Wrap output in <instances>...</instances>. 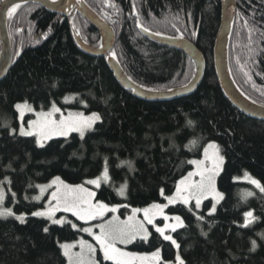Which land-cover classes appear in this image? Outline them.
I'll list each match as a JSON object with an SVG mask.
<instances>
[{"label":"trees","instance_id":"obj_1","mask_svg":"<svg viewBox=\"0 0 264 264\" xmlns=\"http://www.w3.org/2000/svg\"><path fill=\"white\" fill-rule=\"evenodd\" d=\"M85 1L112 26L116 35L113 52L136 84L169 91L188 85L196 72L183 52L145 38L136 25L137 15L150 32L193 43L205 58L204 79L188 97L143 101L118 83L106 58L79 48L72 27L91 46L99 47L101 40L99 32L80 15L75 21L39 5L19 8L8 28L13 52H19L20 58L0 83V182L5 177L11 180L10 186H0L10 187L15 197L11 195L8 204L28 216L24 224L14 217L0 219V264H67L60 245L77 240L80 233L71 224L51 225L49 233L43 232L50 222L31 216L41 207L33 200L40 191L37 185L60 176L66 183L88 186L84 181L100 176L107 159L110 180L102 183L96 198L112 206L129 205L119 209L120 217L126 218L133 207L165 202L159 190L172 195L179 180L193 168L188 161L202 158L210 142L219 145L225 159L218 178L224 198L215 213L208 215L214 204L210 199L200 209L195 204L169 206L167 212L184 221L185 227L173 233L180 249L155 231L147 242L138 240L129 248L140 253L159 248L168 262H174L179 251L186 264H264V193L244 179L247 172L264 185V122L244 116L219 85L214 47L222 19L221 0H110L115 8L109 0ZM262 33L264 0H237L230 69L240 90L260 105H264ZM41 35L43 40L36 42ZM71 96L74 101L65 103ZM24 102L37 110H47L55 102L64 108L96 112L101 121L84 140L75 133L67 140H50L41 149L34 137L10 135V126L18 124L15 105ZM121 161H131L132 170L121 166ZM125 183L127 199L118 195ZM249 192L252 195L247 196ZM248 211L256 219L240 227ZM193 212L204 219L197 220ZM253 240L258 247L250 251Z\"/></svg>","mask_w":264,"mask_h":264},{"label":"snow or ice","instance_id":"obj_2","mask_svg":"<svg viewBox=\"0 0 264 264\" xmlns=\"http://www.w3.org/2000/svg\"><path fill=\"white\" fill-rule=\"evenodd\" d=\"M52 4L58 3V0H50ZM82 0H77V3H81ZM4 0H0V4H3ZM109 6L115 8L114 4L110 3ZM21 7L20 4H12L11 6L5 5L6 13L9 19H11L17 10ZM133 14H136L135 4L133 5ZM239 15V14H238ZM137 27L142 28L144 33H149V28L142 25L140 17L136 16ZM245 26H248V21L245 20ZM179 31V29H177ZM51 31V29H49ZM251 31V29H250ZM79 35V33H77ZM152 35H160L159 32H152ZM194 34V33H193ZM264 35V33H262ZM46 38V37H45ZM182 38V37H181ZM13 55H19V52H14ZM111 58L116 60V54L113 52ZM246 77L251 80V77L247 72L244 73ZM187 87V85H185ZM149 91H152L149 89ZM171 91V89H169ZM247 98V97H246ZM69 98H65V102ZM255 103V101H253ZM264 107V105H262ZM16 111L19 113V118L23 121L25 112H32L33 108L27 103H17L15 105ZM59 117L57 118V114ZM101 121V116L96 112L91 115H85L83 112H69L66 116L61 112V109L56 106L55 102L51 103L50 110L40 111L36 113V119L28 122L27 128L21 123L18 135L21 137H34L35 145L38 148H45L49 140L54 137H63L65 140L72 134L77 133L81 140H84L87 133L95 130L97 122ZM188 125H192V121H188ZM17 131L12 129L10 135H16ZM193 145L196 141L191 142ZM188 163L195 165V171L189 172L187 176L179 180L175 187V192L172 195H165L164 189L159 190L160 197L167 203H151L144 208L133 207L131 214L126 220L121 221L118 216H113L110 220L104 221V217L108 213H116L119 207L127 208L129 205L122 204L119 206H109V204L102 201L93 202L96 193L88 190L83 184L72 185L66 183L60 176H56L46 185H37L41 195L33 197L34 200L39 201L43 194L48 189H53L51 192V199L48 200L47 205L43 210L33 211L31 216L37 218H43L50 223L43 228L44 233H49L51 225L63 226L66 223L63 219H57L56 214L58 212L70 213L77 220L82 221L84 224H89L91 221L100 220L103 221L95 225L99 228V232H94L93 227H83V232L87 233L99 246V251L103 254V260L109 262V264H186L185 260L177 251L174 262L165 261L162 258L161 250L157 248L150 253H137L124 251L118 245H127L137 238L141 241L147 242L152 233L149 231L148 226H151L155 233L159 234L164 241H170L171 245L177 250L180 249V244L173 238L171 232H176L178 228L185 227L184 221L181 216H169L165 213V209L170 205H176L177 203L184 206L190 205L192 201L195 202V209H200L204 200L211 197L217 203L223 199V195L217 191L216 179L223 171L224 157L221 155V149L216 143H208L203 150V159L190 160ZM127 165L132 170L131 161H121V166ZM199 177L198 180L193 179ZM244 179L253 185L260 193H264V185L255 178H253L247 172L244 173ZM109 181V168L107 159L104 161L103 171L100 176L95 179H88L84 181V184L93 185L96 188L101 186L102 182ZM9 186L11 180L5 177L4 182ZM15 197V193H12ZM118 195L124 199L128 198L127 184H123L118 190ZM252 195L251 192L246 194ZM6 198L4 188L0 186V218L7 219L14 217L20 224L26 222V217L16 215L11 208L3 207ZM192 212V208L188 209ZM216 211V205L213 204L208 212L211 216ZM142 213L143 219H137V216ZM193 215H196L193 212ZM162 218L164 221L163 226H159L156 223L157 218ZM244 224L240 227H248L256 218L253 216L252 211H248L244 214ZM197 220H203V216L196 215ZM169 220H174L175 223H168ZM73 228H76V224H72ZM261 238L264 239V234H261ZM250 251H255L258 247L257 242L253 240L251 242ZM79 246V252H73L72 249ZM63 256L67 260V264H100L96 259L97 248L93 244L84 239H80L77 243L68 244L64 243L60 245Z\"/></svg>","mask_w":264,"mask_h":264},{"label":"water","instance_id":"obj_3","mask_svg":"<svg viewBox=\"0 0 264 264\" xmlns=\"http://www.w3.org/2000/svg\"><path fill=\"white\" fill-rule=\"evenodd\" d=\"M20 4L21 7L29 4L39 5L51 14H58L69 18L73 12L80 14L87 20L100 34L101 44L99 48L87 44L82 35L75 31L73 36L79 48L85 53L106 58L107 64L115 76L118 83L127 91L143 101L148 102H167L192 95L204 79L206 71V62L201 51L190 41L184 38H172L162 35H152L144 33L139 28L140 33L153 43L162 47L183 52L195 65L196 72L193 80L187 87H181L171 91H149L144 87L136 84L128 76L118 59L113 60L111 54L116 45L115 32L104 19H102L87 3L82 0H58V3L52 4L50 0H4L0 6V83L8 76L14 62H17L20 55L15 58L13 55L12 40L9 33L8 23L10 19L7 16L5 5ZM222 19L220 29L216 38L214 47V65L218 76V81L228 101L239 110L244 116L257 121L264 122V107L248 98L236 84L229 63V47L232 38L233 29L237 15V0H221ZM20 7V8H21ZM43 40V36L35 38V41ZM247 97V98H246Z\"/></svg>","mask_w":264,"mask_h":264},{"label":"rangeland","instance_id":"obj_4","mask_svg":"<svg viewBox=\"0 0 264 264\" xmlns=\"http://www.w3.org/2000/svg\"><path fill=\"white\" fill-rule=\"evenodd\" d=\"M69 99H68V101L67 102H65V100H64V102L65 103H67V104H71L73 101H74V98L75 97H73V96H71V97H68ZM32 108H33V111L32 112H25V114H24V118H23V121H21L20 120V118H19V113H18V124L17 125H11L10 126V130H12V129H15L16 131H17V134H18V130H19V127H20V125H21V123H23V125L25 126V128H27V124H28V122H30V121H32V120H35L36 119V113H38V112H40V111H48V110H50V108L49 109H47V110H37L36 108H35V106L33 105V104H31V103H28ZM56 104V106L57 107H59L60 109H61V112L66 116L69 112H73V113H76V112H83V111H79V110H73V109H71V108H69L68 106L66 107V108H64L62 105H60V104H57V103H55ZM85 115H91L92 113H85V112H83ZM98 114V113H97ZM59 117V113L57 114V118ZM100 122V121H99ZM99 122H97V124L99 123ZM96 124V125H97ZM95 125V126H96ZM72 134H75V133H72ZM71 134V135H72ZM77 134V133H76ZM70 135V136H71ZM57 138H63V137H54L53 139H57ZM53 139H51V140H53ZM50 141V140H49ZM48 141V142H49ZM47 142V143H48ZM210 143H213V142H210ZM215 143V142H214ZM217 144V143H216ZM218 145V144H217ZM221 155H222V152H221ZM223 156V155H222ZM200 159H203V155H202V158H200ZM200 159H195V160H200ZM224 165H225V159H224V164H223V170H224ZM192 171H195V165H193V168H192V170L190 171V172H192ZM223 172V171H222ZM221 172V173H222ZM187 176V175H186ZM220 176V175H219ZM219 176L217 177V179H216V187H217V191H219L222 195H223V193L219 190V188H218V178H219ZM193 179H195V180H198L199 179V177H194ZM109 180H110V178H109ZM51 182V181H50ZM49 182V183H50ZM109 182V181H108ZM108 182H102V183H108ZM102 183H101V185H102ZM46 184H48V183H46ZM46 184H43V185H46ZM2 187L4 188V191H5V193H6V198H5V201H4V204H3V207H5V208H11L12 210H13V212L16 214V215H21V214H18L16 211H15V209H14V205L13 204H11V205H9L8 204V201H9V197L12 195V191H11V189H10V187L9 186H5V185H2ZM84 187H86L88 190H90V191H94L95 193H96V196H95V198H94V200H93V202H96V201H98L97 200V191H98V189L101 187H99V188H96L95 186H93V185H88V186H86V185H84ZM53 191V189H48L44 194H43V197L39 200V201H37V200H34L35 202H37V203H39V204H41V207L38 209V210H43L44 209V207L47 205V203H48V200H50L51 199V192ZM41 195V193H40V191H39V193L35 196V197H37V196H40ZM223 198H224V195H223ZM212 200L213 201V203L216 205V207L221 203V201L223 200H221V201H219V203H217L215 200H213L211 197H209L208 199H206V200ZM206 200H204L203 202H202V204H201V206L203 205V203L206 201ZM163 203H167L166 201L165 202H163ZM177 204H179V203H177ZM176 204V205H177ZM192 204H195V202L194 201H192L191 203H190V205H192ZM190 205H188V206H190ZM109 206H112V205H109ZM170 206H173V205H170ZM119 209H120V207H119ZM167 209L168 208H166L165 209V213L167 214V215H169L170 217L171 216H173V215H170L168 212H167ZM37 211V210H36ZM25 217H27L28 215L27 214H23ZM118 216L119 218H120V220L121 221H123V220H126L127 219V217L126 218H121L120 217V215H119V210H118V212H116V213H108V214H106L105 215V217H104V221H107V220H110L113 216ZM9 218H12V217H9ZM56 218L57 219H63V220H65L66 221V223H64V225H66V224H76V228H74L75 230H77L79 233H80V235H79V238L77 239V240H75V241H72V242H66V243H68V244H73V243H77L80 239H84V240H86V241H88L89 243H91V244H93V246L94 247H96L97 248V253H96V259L100 262V264H102L101 263V259H100V256L103 258V254H102V252H100L99 251V246L98 245H96V243H95V241L92 239V237H90L87 233H85V232H83L82 230H79V229H82L83 227H93V231L94 232H99V228H96V227H94L95 225H97V224H99V223H102L103 221H100V220H96V221H91L89 224H84L82 221H79V220H77L75 217H73L70 213H64V212H58L57 214H56ZM0 219H3V218H0ZM8 219V218H7ZM137 219H143V216H142V213L141 214H139L138 216H137ZM183 220V219H182ZM156 223H157V225H159V226H163V223H164V221L162 220V218H157V220H156ZM168 223H175V221L174 220H169L168 221ZM148 229H149V231L151 232V233H153V231H154V229L151 227V226H148ZM178 229H180V228H178ZM177 229V230H178ZM173 233L174 232H171V233H166V234H171L172 236H173ZM151 237V236H150ZM149 237V238H150ZM174 238V237H173ZM175 239V238H174ZM138 240H140L139 238H137L135 241H133V242H131V243H129V244H127V245H123V244H120V245H118V247H120L121 249H123L124 251H130V252H135V251H133V250H131L129 247L131 246V245H133L135 242H137ZM64 244V243H63ZM72 251L73 252H79L80 251V249H79V246H77L76 248H73L72 249ZM137 253H140V252H137ZM161 255H162V253H161ZM163 258V257H162Z\"/></svg>","mask_w":264,"mask_h":264},{"label":"flooded vegetation","instance_id":"obj_5","mask_svg":"<svg viewBox=\"0 0 264 264\" xmlns=\"http://www.w3.org/2000/svg\"><path fill=\"white\" fill-rule=\"evenodd\" d=\"M78 16H79V14L78 13H76V12H73V14L69 17V18H73L75 21L76 20H78L79 18H78ZM82 17V16H81ZM66 18V17H65ZM106 21H107V19H105ZM108 22V21H107ZM109 23V22H108ZM110 24V23H109ZM81 31V30H80ZM82 35V34H81ZM39 41H41V40H39Z\"/></svg>","mask_w":264,"mask_h":264}]
</instances>
